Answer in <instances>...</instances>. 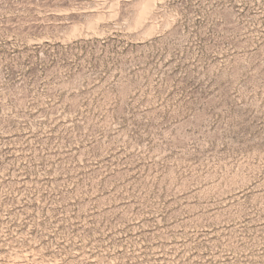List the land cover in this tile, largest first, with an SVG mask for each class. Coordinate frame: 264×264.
<instances>
[{
    "label": "rangeland",
    "instance_id": "374dc122",
    "mask_svg": "<svg viewBox=\"0 0 264 264\" xmlns=\"http://www.w3.org/2000/svg\"><path fill=\"white\" fill-rule=\"evenodd\" d=\"M0 264H264V0H0Z\"/></svg>",
    "mask_w": 264,
    "mask_h": 264
},
{
    "label": "bare ground",
    "instance_id": "6f19581e",
    "mask_svg": "<svg viewBox=\"0 0 264 264\" xmlns=\"http://www.w3.org/2000/svg\"><path fill=\"white\" fill-rule=\"evenodd\" d=\"M147 15L149 14V11L145 12Z\"/></svg>",
    "mask_w": 264,
    "mask_h": 264
}]
</instances>
